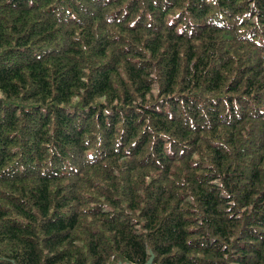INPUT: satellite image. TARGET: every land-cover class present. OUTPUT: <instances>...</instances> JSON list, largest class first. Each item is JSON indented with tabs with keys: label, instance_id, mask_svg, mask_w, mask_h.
Segmentation results:
<instances>
[{
	"label": "trees",
	"instance_id": "1",
	"mask_svg": "<svg viewBox=\"0 0 264 264\" xmlns=\"http://www.w3.org/2000/svg\"><path fill=\"white\" fill-rule=\"evenodd\" d=\"M264 264V0H0V264Z\"/></svg>",
	"mask_w": 264,
	"mask_h": 264
},
{
	"label": "water",
	"instance_id": "2",
	"mask_svg": "<svg viewBox=\"0 0 264 264\" xmlns=\"http://www.w3.org/2000/svg\"><path fill=\"white\" fill-rule=\"evenodd\" d=\"M117 264H121V263H117ZM145 264H152V257H150Z\"/></svg>",
	"mask_w": 264,
	"mask_h": 264
}]
</instances>
